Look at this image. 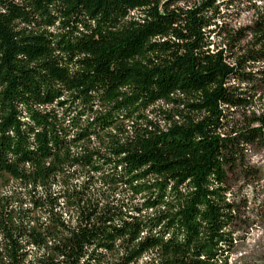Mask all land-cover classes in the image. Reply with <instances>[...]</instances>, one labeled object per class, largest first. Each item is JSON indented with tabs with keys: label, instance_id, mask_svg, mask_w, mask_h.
I'll list each match as a JSON object with an SVG mask.
<instances>
[{
	"label": "trees",
	"instance_id": "obj_1",
	"mask_svg": "<svg viewBox=\"0 0 264 264\" xmlns=\"http://www.w3.org/2000/svg\"><path fill=\"white\" fill-rule=\"evenodd\" d=\"M231 5L0 0V264H230L264 146V7Z\"/></svg>",
	"mask_w": 264,
	"mask_h": 264
},
{
	"label": "rangeland",
	"instance_id": "obj_2",
	"mask_svg": "<svg viewBox=\"0 0 264 264\" xmlns=\"http://www.w3.org/2000/svg\"><path fill=\"white\" fill-rule=\"evenodd\" d=\"M253 4L261 5L258 0H232L229 9L223 12L226 29L238 30L250 26L254 21L251 7ZM214 41L218 44L220 39ZM244 47L245 42L242 41L233 52L242 53L241 50ZM256 96L260 101H256L257 104L253 108L260 110L264 106L263 85H258ZM237 120L238 117L235 116L234 121ZM239 158L244 160L245 165L251 168L257 177L246 178L239 170L229 174L228 185L231 188V194L228 197L235 201L239 211L234 227L236 244L229 263L236 264L237 260H241L245 261V264H264V248L257 247L260 238L264 236V146L247 147ZM237 245L243 247L252 245V250L242 254ZM245 256L249 257V260H245Z\"/></svg>",
	"mask_w": 264,
	"mask_h": 264
},
{
	"label": "clouds",
	"instance_id": "obj_3",
	"mask_svg": "<svg viewBox=\"0 0 264 264\" xmlns=\"http://www.w3.org/2000/svg\"><path fill=\"white\" fill-rule=\"evenodd\" d=\"M258 2L261 4L262 7H264V0H258ZM191 6L192 5H189V7H191ZM3 11H4V9L0 8V12H3ZM146 231L147 230L145 229V232ZM145 232L141 233V237L144 236ZM169 235H171V234H169ZM167 238L168 237H164V239H167ZM221 247H223V245H221ZM257 247L264 248V236H262L260 238V242H259V245H257ZM237 248L240 249L242 254H246V253H248V252H250L252 250V245H248L247 247H243L242 245H237ZM30 259H31V257H30ZM144 259L145 260H149V259H151V257L145 255ZM245 260H249V257L245 256ZM236 264H245V261L237 260Z\"/></svg>",
	"mask_w": 264,
	"mask_h": 264
}]
</instances>
